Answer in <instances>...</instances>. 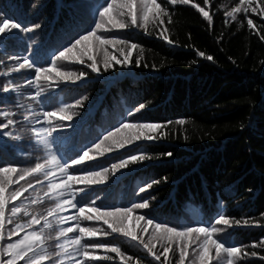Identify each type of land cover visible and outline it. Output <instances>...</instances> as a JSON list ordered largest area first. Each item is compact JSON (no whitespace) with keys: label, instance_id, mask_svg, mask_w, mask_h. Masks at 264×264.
I'll use <instances>...</instances> for the list:
<instances>
[{"label":"trees","instance_id":"1","mask_svg":"<svg viewBox=\"0 0 264 264\" xmlns=\"http://www.w3.org/2000/svg\"><path fill=\"white\" fill-rule=\"evenodd\" d=\"M158 2L169 12L168 17L162 18L163 24L149 23L146 29L99 31L108 38L125 39L138 45L133 49L128 66L113 62V67L105 71L101 62L100 73H93L87 67L91 61L83 65L58 61L63 71H83L87 76L80 80H61L55 72L47 79L49 74H43L37 82L43 91L34 98L37 88L28 84L29 80L36 79L34 70L18 69V65L28 59L37 67L51 70V59L74 38L94 27L99 11L107 6L106 0H0V17L11 18L22 29L40 25L32 31L13 30L0 39V112L15 113L0 117V124L7 119L17 121L15 126L0 129V133H12L11 137L0 134V167L26 169L45 161L44 148L37 143L39 137L29 131L33 127L29 121L36 114L40 120L35 125L37 128L64 125V130L57 129L53 133V151L62 163L67 162L70 175L79 177L89 171L109 168L103 183L80 182L72 186L75 201L85 206L83 215H96L90 211L93 201L102 211L148 202L147 208L134 210V215L125 221L130 231L135 227L139 233V225L145 223L136 221L134 216L177 228H224L214 235L226 245L244 246L245 254L234 260V264H264V245L260 244L264 240V39L260 38L264 35V13L260 12L264 0H251L250 7H256L257 12L241 11L235 14L234 21L225 13L236 7L239 0H209L207 5L204 0H190L187 5H173L170 0ZM193 4H200L209 11L213 16L211 24ZM249 18L254 23L252 28L247 25ZM164 36L173 43H168ZM106 47L121 60L124 57L117 49L124 47L125 53L128 50L123 45ZM199 52L205 55L200 56ZM93 54L102 61V50L97 53L93 47ZM207 56L213 59L208 60ZM4 86L15 91L4 92ZM77 100L81 101L80 105L76 104ZM65 105L70 106L67 114L76 113L71 121L61 120L64 113L58 110ZM140 105L144 108L137 111ZM45 111L56 113L49 118L50 124L42 116ZM25 116L29 121L24 120ZM179 120L185 123L177 124ZM135 122H153L165 127L157 131L159 139L153 142H136L104 156L98 155L94 143L121 124ZM135 131L145 130L123 129L117 133V138H125ZM16 136L19 139L12 138ZM111 139L105 146L111 144ZM89 147H92L89 155L94 159L73 165L72 160L78 159ZM137 153L147 156L113 174L112 163ZM37 180L41 183L37 184ZM29 183L33 187L12 203L22 202L28 205L31 215L51 220L48 210L56 208V200L49 198L51 192L43 176H28L10 188L27 187ZM149 183L151 188L146 187ZM141 188L145 191L141 192ZM32 199L39 202L30 204ZM10 207L11 203L6 215L10 214ZM61 214L81 216V226L107 230L102 220H83L76 209L66 208ZM221 214L229 219L231 226L215 223ZM30 218L22 211L14 223ZM237 220L241 221L239 225L234 223ZM244 220L250 222L245 224ZM74 223L69 221L64 226ZM13 226L6 224V230ZM75 234L78 233L67 235ZM23 235L24 232H20L11 240ZM44 236L47 237L44 246L54 254L56 244L63 242V238L57 239L55 224L52 229H45ZM102 239L105 243L118 244L127 256L134 258L126 264H160L130 238L113 235ZM7 242L6 238L0 243ZM84 242L93 241L85 239ZM156 251L162 252L159 245ZM252 252L256 255L252 256ZM110 255L112 260L94 264H121L115 253ZM168 255L169 264H177L178 251ZM55 259L53 256L51 261L42 264H54ZM193 261L198 264L190 248L185 264Z\"/></svg>","mask_w":264,"mask_h":264},{"label":"snow or ice","instance_id":"2","mask_svg":"<svg viewBox=\"0 0 264 264\" xmlns=\"http://www.w3.org/2000/svg\"><path fill=\"white\" fill-rule=\"evenodd\" d=\"M170 3L173 5H187L190 3V0H170ZM208 3L209 0H204L205 5ZM106 4L107 6L99 11V19L95 22L94 27L90 28L85 34H80L77 38H74L73 41H70L68 45L64 46L58 55L51 59V70L44 67H37L28 59H25L23 63L18 65V69L27 67V69L34 70L35 81H28L29 85L37 88L36 97L34 98H38L43 91L37 83L43 74H49L46 76L47 79L51 78V72H55L56 77L61 80H80L87 76V73L83 71L79 73L63 71L58 66V61H71L81 65L85 64L86 61H91V63L87 64V67L93 73H100L101 62L105 71L113 67V62L122 67L128 66L130 63L129 58L133 55V49H136L138 45L130 43L125 39L108 38L99 34L100 30L112 32L113 30H123L129 27L146 29L149 23L163 24L164 21L162 18L169 16V12L158 0H111L110 3L106 0ZM250 6L251 0H239V4L233 7L231 11L226 12L225 15L226 17H231L234 21L236 20L235 14L241 11L247 13L250 9L252 12H257L256 7ZM193 7L211 24L213 16L209 14V11H206L200 4H193ZM260 12L264 13V7L260 8ZM247 25L249 28L254 27L253 20L250 18L247 19ZM39 27L40 25L37 24L32 26V28L22 29V26L13 22L11 18L0 17V39L6 34H12L13 30L32 31ZM161 35H163V32H161ZM260 38L264 39V35ZM164 39L168 40L170 44L173 43L167 36H164ZM117 45L126 46L128 49L126 53L124 47L117 49L124 57L122 60L109 53L106 47H116ZM93 47H95L97 53L101 50L103 51L102 61H98L97 56L93 54ZM198 55L204 56L205 54L199 52ZM207 59L212 60L213 57L207 56ZM136 63L139 65L140 60L137 59ZM18 69H12V71ZM3 91L9 92L15 91V89L4 86ZM83 99L87 100L88 98L84 97ZM76 104L80 105L81 101L77 100ZM20 107H23V105H20ZM69 108L70 106L65 105L58 110L60 113H64L61 116L62 121H71L73 115L76 114L74 112L73 115L67 114ZM143 108L144 105H140L137 111ZM14 115L15 113L7 111L0 112V117L7 118ZM55 115L56 113L48 111L42 113L44 121L49 124L51 123L49 118ZM24 120L29 121V117L25 116ZM29 123L33 125L29 131L39 137L37 143L43 146L46 159L43 163L37 162L34 167L26 169H18L12 166L0 167V242L5 241L6 238L9 241L7 243H0V264H17L18 261H23L24 264H42L46 260L51 261L53 256L56 258L54 264H89V262L94 264V262L98 261L112 260L113 257L110 253H115L120 258L121 264L133 261L134 258L127 256L118 244L103 242L102 238L113 235H119L126 239L130 238L133 242L142 246L146 253L152 256L155 261L160 262V264H169L168 254L174 250L179 253L177 264H185L189 256L190 248L196 260H198V264H213V261H215V264H234V260L245 254L243 252L244 246L226 245L219 236L214 235L225 230L224 228L215 226L177 228L169 226L166 223L154 222L152 219L144 216H134L136 221H145V223L139 225V233L136 232L135 227L130 231L125 221L134 215V210L147 208L149 206L148 202L134 203L130 207H116L102 211L101 208L94 206L95 202L93 201V206L90 208V211L95 212L96 215H83L85 213V206H81L78 201H75L72 186L80 182L86 185L103 183L107 179L106 174L109 172V168L105 167L100 171H89L79 177L70 175L67 162L62 163L61 158L53 151V133L57 129L64 130V125L59 124L56 127L41 126L37 128L35 125L40 123V120L36 114H33ZM176 123L182 125L185 121L179 120ZM16 124V120L7 119L6 123L0 124V129H6ZM163 127L165 125L153 122L123 123L120 127H116L114 131H109L102 139H99L98 143H94L93 147L99 156H104L106 153H111L114 149H123L125 146L134 145L136 142H153L158 138L156 135L157 131ZM127 128L143 129L145 131H135L125 138H117V133ZM0 134L12 136L10 132ZM12 138L19 139L18 136ZM110 138H112L111 144L105 146V142L110 140ZM91 151L92 147H89L87 151L83 152V155L79 156L78 159L74 158L71 163L78 165L81 161L93 160L94 157L89 155ZM166 155L171 156L172 153H166ZM146 156V153L128 155L126 158L119 159L117 163H112L111 170L115 174L116 171L125 168L130 163H135L138 160L143 161ZM37 174L43 176L45 181H47V186L51 192L49 198L56 200V208L48 210V216L52 217L51 220L45 216L31 215L27 210L28 205H24L22 202L20 204L12 203L22 196L24 192L32 188L33 185L29 183L27 187L20 186L15 188V190H11L10 186L18 184L19 181L25 180L28 176ZM14 176L16 179H13ZM36 183L40 184L41 181L37 180ZM153 183H159V181H154ZM146 187L151 188L152 184L149 183ZM80 191H85V189H80ZM140 191L143 192L145 189L141 188ZM45 195H48V193H45ZM68 197H72V199H68ZM38 202V199L29 201L30 204H36ZM10 203V214L6 215V210L9 209ZM66 208L76 209L82 215L83 220H102L107 225V230L100 227L81 226V216L74 215L66 217L61 214V211ZM22 211L24 216H30L31 218L23 223H14L15 218ZM54 211L56 215H53ZM109 217L111 219H108ZM69 221H74V225L64 226ZM249 222V220H244L245 224ZM215 223L217 225L231 226L229 219L225 218L222 214L218 216ZM234 223L239 225L241 221L237 220ZM6 224H14V226L6 230ZM54 224L57 230V239L60 240L63 238V242L56 244L57 251L53 254L48 252L43 241L47 238L44 236L45 229H52ZM149 227L151 228L150 232ZM20 232H24V235L12 241L11 237ZM74 232L78 234L72 236L67 235ZM145 235L147 236L146 239ZM85 239L93 242L86 243L84 242ZM260 244L264 245V240ZM158 245L162 249V252L156 251ZM173 245H175V249H173ZM192 245H195V247H192ZM253 246H256L255 243ZM213 252L215 255H213ZM251 255L255 256L256 253L252 252ZM4 256H7L8 259H2ZM162 256L163 260H161ZM192 264H196V262L193 261Z\"/></svg>","mask_w":264,"mask_h":264},{"label":"bare ground","instance_id":"3","mask_svg":"<svg viewBox=\"0 0 264 264\" xmlns=\"http://www.w3.org/2000/svg\"><path fill=\"white\" fill-rule=\"evenodd\" d=\"M226 111V110H225ZM185 136V135H184ZM159 139V138H158Z\"/></svg>","mask_w":264,"mask_h":264}]
</instances>
